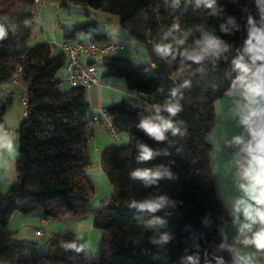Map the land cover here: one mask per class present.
Here are the masks:
<instances>
[{"label": "trees", "instance_id": "obj_1", "mask_svg": "<svg viewBox=\"0 0 264 264\" xmlns=\"http://www.w3.org/2000/svg\"><path fill=\"white\" fill-rule=\"evenodd\" d=\"M59 1L117 16L122 25L133 18L142 21L141 14L147 13L142 21L147 35L141 39L150 60L136 63L116 55L100 66L104 77L124 80L129 92L156 103L157 109L125 101L104 108L113 132L127 133L129 141L101 150L100 165L111 193L94 208V186L86 174L92 165L86 90L59 91L62 81L56 75L67 65L65 53H54L48 43L28 45L37 13L34 0H0V87L19 69L26 88L24 115L15 130L16 180L0 193V264H231L234 257L224 234L230 216L216 194L206 160L207 138L214 126L215 101L237 85L264 76V60L254 58L250 45L255 41L249 39L254 29L264 31V3ZM205 35L221 39L227 50L199 63L186 59L183 54ZM82 36L98 45L106 41L94 21L75 25L63 38ZM151 43L171 46L167 56L161 54L168 74L180 81L173 100L159 98ZM12 102L10 94L0 98V125ZM173 106L179 109L175 114L168 111ZM146 120L172 127L158 140L142 127ZM142 146L152 150L148 159L141 156ZM145 170L159 175L148 180L135 175ZM158 202L161 206L155 210L142 207ZM14 213L39 215L44 221L90 218L102 233L100 254L84 256L73 233L53 234L44 243L17 237L8 229Z\"/></svg>", "mask_w": 264, "mask_h": 264}, {"label": "crops", "instance_id": "obj_2", "mask_svg": "<svg viewBox=\"0 0 264 264\" xmlns=\"http://www.w3.org/2000/svg\"><path fill=\"white\" fill-rule=\"evenodd\" d=\"M262 3H264V0H262ZM87 40H89L88 37L86 39L79 38L78 41H73L72 43H79ZM63 41L64 39L55 41V43L58 44ZM106 41H112L107 34ZM51 44L53 45V43ZM105 57L110 56H101V60L99 58L97 60H95V58H86L88 61L95 62V66L97 67L98 84L86 91V99L89 105L87 120L89 121L91 131L90 138L92 142L94 141L95 146L93 149L96 154L99 151L101 152L105 147L116 144V142L111 141L109 137H103V134L108 131L105 125L104 116L106 113L104 108L120 101L135 103L137 102L136 98H138L134 93L127 90L124 80L104 77V72L100 65ZM149 60L150 57H148L147 62ZM256 79L257 78H254L251 82L237 85L223 97L215 101L214 126L207 138L209 148L206 150V160L214 178L216 194L228 210L230 216L229 221L224 226V234L226 242L234 257L231 264H264V248H257L255 244L252 243H245L246 240H251L254 234L261 228H264V225L256 223L252 225L250 230H241L243 224L250 223V221L246 219L245 208L247 206L253 208L264 207V204L259 203L258 197L254 194L259 191H264V171H262L264 165L260 164L261 171L259 174L260 182L258 186L237 180L232 172L234 156L239 148L245 146L249 142L256 145V157L264 159V152H262L259 147L262 139H264V96L255 95L253 93V82ZM20 86L22 87L20 90V95L22 96L26 88L20 81L17 84L7 83L1 86L0 98L10 94L14 99L17 91L16 88ZM14 109L15 106L12 103L5 115V123H10L8 122L9 119H12L15 115ZM23 115L24 109L23 113L18 117V123L15 125V128H17ZM113 136L115 139L120 140L122 133ZM89 149L88 147L91 159V152ZM17 156L18 153L13 158L5 152V155L0 157V169L2 171L0 181L2 180L3 183L8 186L16 180L15 161ZM12 215L10 219H12ZM22 216L24 227L28 229L26 231L29 233H26L27 235L25 233L20 235L19 231H16V234L20 238H27L33 241H37L34 230L41 226L43 234L40 235L39 238H49L57 233H73L76 236L78 232L90 230V228L93 229L92 219L90 218L78 221L69 218H65L67 220L44 221L39 215ZM62 221H64V223ZM63 225L66 226V230L62 231ZM72 228L76 230V234L71 231ZM9 230L13 231L10 228Z\"/></svg>", "mask_w": 264, "mask_h": 264}, {"label": "rangeland", "instance_id": "obj_3", "mask_svg": "<svg viewBox=\"0 0 264 264\" xmlns=\"http://www.w3.org/2000/svg\"><path fill=\"white\" fill-rule=\"evenodd\" d=\"M142 21L147 19V13L141 14ZM96 22L98 26V32H104L108 35V37L114 42H120L124 45V49L113 52L107 56H124L129 57L133 62L136 63H146L149 57V50L147 45L142 41L141 37L147 35V31L144 28V23L142 21H138L137 18L130 19L126 21L123 25L120 23V20L117 16L109 15L106 13H102L99 11H95L90 8H83L80 6H76L73 4H69L67 6H63L62 2L59 0H44V4L39 11L36 13L35 22L32 27L31 36L28 41V45L34 46L38 43H54L52 46V51L54 53H58L60 48L56 46L55 41L63 40V36L65 33H68L72 27L77 24L87 23V22ZM67 29V30H66ZM133 31V32H132ZM79 38L86 39V36H82ZM79 38H74L68 40V42L78 41ZM85 42V41H84ZM60 43V42H59ZM58 43V44H59ZM95 60L98 58L101 60L99 56L94 57ZM103 58V57H102ZM106 58V57H105ZM56 77L61 80V84L58 86L59 91L65 92L70 86L65 81V69H61ZM25 86V85H24ZM16 96L13 99V105L15 106V115L12 119H9L8 122L5 123L4 120L0 126L2 129L5 128L10 131V133L16 138L15 133V125L18 123V117L21 113H23V103L21 100L20 90L22 87L16 88ZM5 119V117H4ZM106 131V130H105ZM124 136V137H123ZM103 137H109L111 141L116 142L115 146H122L128 144V136L127 133H122V137L120 140L115 139L113 135L106 131L103 134ZM113 142V143H114ZM94 141L92 142L91 138L89 139L88 147L90 148V155L92 159V165H90L86 169V174L93 183L94 193L91 199L90 204L96 208L99 202L105 198H107L111 193L110 184L102 170L100 165L99 155L100 151L96 154L94 152ZM5 155V153H3ZM97 155V156H96ZM2 171L0 169V176L2 177ZM8 185L4 184L3 181H0V193L3 194L7 191ZM10 219V224L8 229L10 228L15 233L19 231V234L27 232L24 223L23 216L19 213H14ZM67 220V219H65ZM64 223V221H62ZM69 222V221H68ZM70 228V227H69ZM38 229V228H37ZM66 230V226L63 225L62 231ZM75 234L76 230H71ZM43 234V231H42ZM41 234V235H42ZM17 235V234H16ZM27 235V234H26ZM101 231L97 229L85 230L83 232H78L76 234V239L79 245V249L81 253L86 257H98L100 254V243H101ZM18 237V236H17ZM37 237V242L44 243L48 239V237ZM27 239V238H26Z\"/></svg>", "mask_w": 264, "mask_h": 264}, {"label": "clouds", "instance_id": "obj_4", "mask_svg": "<svg viewBox=\"0 0 264 264\" xmlns=\"http://www.w3.org/2000/svg\"><path fill=\"white\" fill-rule=\"evenodd\" d=\"M206 2L211 6L213 0H206ZM251 22V21H250ZM4 36L3 28H0V39ZM250 40L255 41L254 44L250 45L251 51L255 54V59L264 60V31L254 29L250 33ZM227 50V45L224 42L211 35H205L203 39L196 41V48L190 52H185L183 55L186 59L192 60L195 63L203 61L208 56H219L222 52ZM158 51L163 55L167 56L171 51V46H165L158 48ZM253 93L255 95L264 96V76H257V79L253 82ZM179 109L177 107H169L168 111L175 114ZM142 127L145 128L152 136L160 140L164 138V131L167 128H171V123H161L154 124L151 121H144ZM175 133V130H174ZM260 149L264 152V139L260 143ZM17 148L16 138L9 132H5L0 126V157L3 156V153H7L10 157H15ZM152 155V150L146 146L141 148V156L144 159H148ZM257 163L264 165V159L257 157ZM264 171V169H262ZM135 175L142 177L145 180L150 179L153 176L159 175V173H153L149 170L143 172H138ZM260 181H258L259 183ZM258 197V202L264 204V191H259L254 193ZM160 203H150L142 205V207H148L152 210L159 208ZM245 216L250 223H245L242 225V229L250 230L253 224L259 223L264 225V207L253 208L247 206L245 208ZM166 239V237L164 238ZM245 243L255 244L257 248H264V228H261L258 232L254 234L251 240H246Z\"/></svg>", "mask_w": 264, "mask_h": 264}, {"label": "built area", "instance_id": "obj_5", "mask_svg": "<svg viewBox=\"0 0 264 264\" xmlns=\"http://www.w3.org/2000/svg\"><path fill=\"white\" fill-rule=\"evenodd\" d=\"M44 4V0H34L35 11L38 12ZM54 44V43H53ZM55 45V44H54ZM61 51L67 57V65L65 67V81L70 87H81L88 91L93 86L98 84L97 67L89 64L90 61L86 58H94L95 56H107L113 52L124 49V45L120 42L105 41L98 45L92 40L84 43H72L63 41L57 44ZM153 66V64H152ZM19 69L16 70L8 84H17L19 82ZM172 98L171 100H173ZM23 107L25 110L24 93L21 96ZM138 103L147 105L152 112L157 109L156 103H147L139 97L136 98ZM105 125L111 135H115L112 128V123L107 114H105ZM9 132L7 129H3ZM261 171L260 164L257 163L256 145L254 143H247L245 146L238 149L233 158L232 172L234 177L247 184L258 186L259 174ZM36 236L42 234V226L34 231Z\"/></svg>", "mask_w": 264, "mask_h": 264}, {"label": "water", "instance_id": "obj_6", "mask_svg": "<svg viewBox=\"0 0 264 264\" xmlns=\"http://www.w3.org/2000/svg\"><path fill=\"white\" fill-rule=\"evenodd\" d=\"M153 66L151 72L160 80L159 98L162 101L171 100L180 86V81L168 74V67L161 52L158 51V46L154 43L149 45Z\"/></svg>", "mask_w": 264, "mask_h": 264}]
</instances>
